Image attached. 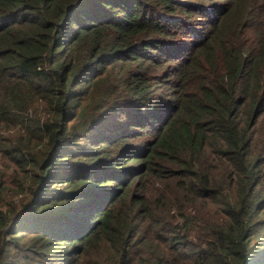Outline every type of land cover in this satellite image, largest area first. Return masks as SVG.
<instances>
[{
  "label": "trees",
  "instance_id": "1",
  "mask_svg": "<svg viewBox=\"0 0 264 264\" xmlns=\"http://www.w3.org/2000/svg\"><path fill=\"white\" fill-rule=\"evenodd\" d=\"M0 264H264V0H0Z\"/></svg>",
  "mask_w": 264,
  "mask_h": 264
}]
</instances>
